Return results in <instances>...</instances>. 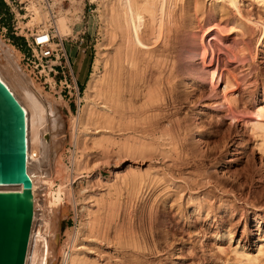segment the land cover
I'll list each match as a JSON object with an SVG mask.
<instances>
[{
	"label": "rangeland",
	"instance_id": "obj_1",
	"mask_svg": "<svg viewBox=\"0 0 264 264\" xmlns=\"http://www.w3.org/2000/svg\"><path fill=\"white\" fill-rule=\"evenodd\" d=\"M18 1L24 0L12 3L14 12H10L0 0V68L14 84L3 49L13 52L22 72L42 92L44 104L54 102L62 119V125L57 122L59 127L53 126L45 109L40 118L19 85H14L29 113L31 162L33 169L40 171L41 208L35 220L30 264H53L48 248L52 243L57 264L76 246L89 264H264V136L256 126L264 123V116L255 117L264 104V0H235L242 17L228 6L229 0H198L202 5L198 15L193 12L194 0L177 2L174 13L186 24L185 36L190 39L195 29L203 50L202 56L186 65L197 62L214 72L223 60L233 68L229 75L232 85L223 96L221 79L216 83L207 76L188 83L180 74L175 82V102L169 103L176 121L173 129L165 128L162 112L168 115L167 108L159 111L160 128L146 130L138 125L135 130H118L111 143L94 142L102 139L99 127L88 130L86 141L77 140L78 130L72 131L71 119L85 105L87 82L96 61L100 60L103 72V55L110 47L103 16L112 0H52L78 78L79 98L61 96L59 84L48 86L40 76L43 70L28 55L25 36L30 39L31 33L46 29L51 20L46 18L42 25L37 14L30 17L28 11L19 10L29 4L16 5ZM218 3L226 10L211 19ZM214 37L218 47L210 44ZM83 63H88L84 79L80 74ZM41 133L48 138L45 151L37 144ZM171 135L181 140L176 138L182 156L172 147ZM198 150L204 154L199 155ZM185 153L188 159L183 157ZM75 159L82 161L79 171ZM135 175L141 176V182L132 185ZM51 216L60 224L54 241Z\"/></svg>",
	"mask_w": 264,
	"mask_h": 264
},
{
	"label": "bare ground",
	"instance_id": "obj_2",
	"mask_svg": "<svg viewBox=\"0 0 264 264\" xmlns=\"http://www.w3.org/2000/svg\"><path fill=\"white\" fill-rule=\"evenodd\" d=\"M177 2H183V1L182 0H112L109 4H107V11L105 15L103 16V23H104V29H105V36L108 39L107 44H109L110 47L106 55H103V72L101 71L99 67L100 60L96 61V63L94 64L93 73L91 74L87 82V88H86V93L84 97L85 105L80 108V104H79L78 109L79 108L80 109H79V112L77 113V116H74L71 119L72 129H73L72 131L78 130L77 140L78 139L80 141L85 140L86 136L89 134L88 130L91 127H94L95 129H98L96 127H99L102 129L100 133V136L102 139L94 140V142L96 143H101L102 141H108L111 143V141L114 138L113 136L114 132L118 130L125 131V129H132V128H134L135 130V126H138V125H140L139 128L142 129V127H145L146 130L147 129L150 130L156 126L159 127L161 123L160 120H162V119H159V117H161V116H158L161 113V112L159 113V111H162L167 108H168L169 114L165 115L162 112V117L166 118L165 120H166L167 126H165V128L171 130L172 126L174 125V122L176 121L173 120L174 113L172 112V109H169V108L172 105L173 99L176 98L175 90L177 88L176 87L177 84H175V82H176V77L179 76L180 74L183 75L184 78L183 77L182 78L185 82H188V81L193 82L195 80H201L202 78H205V77L207 78V76L211 78L212 82H216V83L221 79L225 84V87L223 88V91H224L223 96L227 95L226 89L227 87H229V85H232L231 82L229 81V78H231V76L229 75L231 74V71L232 72L234 71H233V68H230L223 60H221L220 68L214 72H210L205 68L203 69L202 67L199 66V63L197 62L195 65L194 64L191 66L189 65L190 67L187 66L188 65L187 63L195 58H198L203 53V50L201 47H199V44L196 38L197 32H195L196 31L195 29H192V37H195V38L191 37L189 39L185 36V33H186L185 31L187 30L186 24L184 21L182 23L181 21L177 20L176 16L178 15L174 13V8L177 7L176 6ZM227 3L229 4L228 6L231 5L232 8H234V13H236L235 15H239L240 17L243 16V14L240 11L241 8L237 6L238 3L236 4L235 0H229ZM28 4H29L27 6L28 12L26 15L29 16L28 13H30V17H31L37 14V18L42 21V25L43 24L45 25V22H46L45 19L48 18V12L45 9H42L43 8L42 5L36 0H29ZM201 6L198 3V0H194V3H193L194 14H197V13L199 14L202 8ZM44 10L46 12H44ZM225 10H226L225 5L223 3H218L214 7V9L211 11L212 14L210 15L211 16L210 18L211 19L214 18L215 14H219V13L221 14ZM181 12L183 13L182 10ZM184 13L187 14V11H185ZM204 13L205 12H203V14ZM55 21H56V27L58 31L60 33L63 32L64 30L62 28H59L57 17ZM191 21L193 22V20ZM248 21L249 19L247 20V22ZM192 22L190 23L191 26L193 25ZM213 39L214 41L212 40L210 44L211 45L214 44L216 47H218L216 44V41L218 42V39L216 37H214ZM3 52H4L3 57L5 58V60L9 62L7 64L8 73H9L8 75L15 83L13 84L11 81H9L8 77L4 74V72H2L4 70H1V68H0V78L14 92V94L16 95V97L19 99V101L22 104V100L19 98L16 92V87L14 86L15 84H18L22 91V95H24V97H26V99L32 103L31 105H33V108L36 109V112L38 111L37 114L39 115V117L40 118L43 117V115L45 114L43 109H45V111L50 113V116H52L51 122L53 123V126L57 125V127H59L58 124H60L62 119L60 118L59 111L56 105L54 104V102L49 100L48 105L44 104L42 100L43 99L42 92L37 88L33 79L29 78L26 74L22 72L18 63H16L14 60L15 58L12 54L13 52L7 49L6 50L3 49ZM169 103H170V106H169ZM22 105L27 114L26 115V122H27V164H26V168H27V172L32 182L31 188H32V193H33V205H34L33 220H32L28 247H27L25 263H24V264H30V257H31L30 255H31V250H32L31 243H32V239H33V235L35 233V227H36L35 220L37 217V210L38 208H41L39 207L41 206L40 200H39L40 193H38V181L40 180V175H39L40 171L37 172V170L33 169V166H34L32 165L33 159H31L33 158L32 156L33 154L30 155V153H32L31 151L32 147H30L31 146L30 142L32 143V140H33L32 139L33 136L31 135L32 132H31L30 117H29L27 107L24 106V104ZM27 105H29V103ZM33 110H32V113H33ZM30 116H33V115H30ZM258 116H264V104L260 105V108L258 109L255 115L256 118L261 119ZM57 122L59 123L57 124ZM60 125H62V123ZM256 126L261 130L260 132H262L264 136V123L257 122ZM137 128L138 127H136V129ZM157 128H154V129H157ZM34 132L35 131H33V133ZM37 133L35 135H37ZM163 133L165 134L166 132L163 131ZM44 135L45 134H42V133L39 134L38 135L39 140L37 139L38 148L41 149L42 151H45L46 148H48L46 146L44 150V146L48 141V138ZM171 136L172 137L169 138V140L172 139V142L175 143V146H172V147H174L176 152L178 153L181 152L180 147L182 146L179 143L181 140L177 137H173V135ZM174 138L175 140H173ZM176 138L180 140V141L178 140L179 144H176L177 143ZM194 138H197V137H194ZM172 142L170 141V143ZM199 143L200 142H198V145ZM167 144L169 143L167 142ZM187 144H189V142ZM101 145L103 146V144ZM194 146H192L193 149H194ZM200 146H202V144H200ZM192 147H191V150H193ZM146 148L148 149V147ZM188 148L189 147H187V149ZM197 149H199V146L197 147ZM195 151H192V152H195L197 154L196 148H195ZM198 151H199L198 152L199 155L203 153L202 152L200 154V150ZM182 152L180 153V156H182L181 155ZM186 156L188 155L186 154L183 157L185 158ZM194 156L197 158V155H194ZM185 159H188V158H185ZM80 162L82 161L80 160L78 161L75 159V163L78 168V171H79L80 164H81ZM140 178L141 176H136V175L133 176L132 185L136 182L138 183L139 181L141 182V180H139ZM21 187H22L21 184L0 183V189L2 190L20 189ZM52 206L50 208H52ZM51 211H49V214ZM52 212H54V210ZM52 216L50 217V224H52L51 237L53 238V241H54V239H56V237L58 236V225L60 224H59V221L57 220L58 218H55ZM221 217L223 218V216ZM257 222L258 221H256V223ZM90 225L91 224H89V228H90ZM257 227H258L257 229L260 228V223H258ZM79 234L80 233H78L77 235L79 236ZM74 242H75V239H74ZM54 246L55 244L52 243L51 245L49 244L48 248H50L49 254L52 257L53 264H57V262L54 261V258H56L54 256ZM72 248H73L72 253L68 255L64 254L63 257L60 259L62 260L61 264H89L88 260H85L83 257H81V253L77 249V246L72 247Z\"/></svg>",
	"mask_w": 264,
	"mask_h": 264
},
{
	"label": "water",
	"instance_id": "obj_3",
	"mask_svg": "<svg viewBox=\"0 0 264 264\" xmlns=\"http://www.w3.org/2000/svg\"><path fill=\"white\" fill-rule=\"evenodd\" d=\"M26 111L0 78V264H24L33 220V193L27 172Z\"/></svg>",
	"mask_w": 264,
	"mask_h": 264
},
{
	"label": "built area",
	"instance_id": "obj_4",
	"mask_svg": "<svg viewBox=\"0 0 264 264\" xmlns=\"http://www.w3.org/2000/svg\"><path fill=\"white\" fill-rule=\"evenodd\" d=\"M4 1L8 5L10 12H14V7L11 5L16 0ZM36 1L48 12V20H51V25L44 30H40L39 33H31L30 39L25 36L26 44L30 51L28 55L41 65L43 73L40 72V76H43L44 82L48 83V86L59 84L61 96L67 95L71 97L75 95L79 98L80 86L78 78L67 52L66 40L56 27L57 14L55 13L53 2L52 0ZM23 3L27 5L29 0L18 1L16 5H22ZM21 9L27 11L25 6H19V10Z\"/></svg>",
	"mask_w": 264,
	"mask_h": 264
},
{
	"label": "crops",
	"instance_id": "obj_5",
	"mask_svg": "<svg viewBox=\"0 0 264 264\" xmlns=\"http://www.w3.org/2000/svg\"><path fill=\"white\" fill-rule=\"evenodd\" d=\"M87 71H88V63L87 65L86 64H82L81 66V77H83V79L86 77V74H87ZM80 77V82L83 81V79ZM73 107V105H71V108Z\"/></svg>",
	"mask_w": 264,
	"mask_h": 264
},
{
	"label": "trees",
	"instance_id": "obj_6",
	"mask_svg": "<svg viewBox=\"0 0 264 264\" xmlns=\"http://www.w3.org/2000/svg\"><path fill=\"white\" fill-rule=\"evenodd\" d=\"M2 12V9L0 8V13ZM13 41H14V43L15 44H19L18 43V39H17V37H15V36H13Z\"/></svg>",
	"mask_w": 264,
	"mask_h": 264
}]
</instances>
